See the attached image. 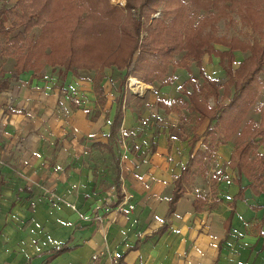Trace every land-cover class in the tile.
<instances>
[{"label":"crops","instance_id":"0c3cea01","mask_svg":"<svg viewBox=\"0 0 264 264\" xmlns=\"http://www.w3.org/2000/svg\"><path fill=\"white\" fill-rule=\"evenodd\" d=\"M26 73L0 89V264H264V193L248 188L233 213L235 174L216 209H197L193 202L201 196L187 188L169 215L182 167L172 174L155 166L173 164L166 154H174L175 142L147 161L127 160L126 190L118 147L134 113L125 111L119 142L109 151L101 144L108 143L116 96L106 91L104 105L95 97L101 108L93 118L86 109L72 110L75 101L55 86L58 77ZM176 77L175 87L190 74L177 68ZM237 140L218 146L229 159ZM95 148L103 158L101 173L91 156ZM113 166L116 174H108ZM48 194L59 197L55 204ZM96 215L103 223L92 220Z\"/></svg>","mask_w":264,"mask_h":264},{"label":"trees","instance_id":"16d2710c","mask_svg":"<svg viewBox=\"0 0 264 264\" xmlns=\"http://www.w3.org/2000/svg\"><path fill=\"white\" fill-rule=\"evenodd\" d=\"M261 1L264 3V0ZM124 2L122 0L121 3ZM154 2L126 0L122 8L111 3V0H17V10L14 12L10 8H2L5 4L2 3L0 36L9 37V42H13L16 47L18 55L14 72L17 75L29 71L39 74V63L44 58L53 69L60 68L58 72L64 81L69 74L78 76L81 69L98 70L94 90L101 105L106 101L102 85L105 69L113 68L122 72L114 99L115 114L110 125L108 143L101 144L109 151L119 142L125 111L131 108L134 99L142 100L128 90L127 79L135 78L149 85L160 81L162 86H168L173 81L168 76L171 65L174 69L187 68L190 77L180 85L187 99L181 98L180 107L196 114L198 124L189 141L187 161L174 181L169 215L187 191L191 177L203 175L207 170L211 153L238 135L229 159V167L236 171L233 182L238 186V192L229 202L234 213L237 202L245 199L248 188L257 195L264 193V154L258 150L264 144V107L259 122L251 118L253 107L264 95V43L258 40L250 43L237 37L227 38L217 35V32L209 34L206 29L211 26L215 30V23L227 15L230 9L238 7L245 25L261 33L264 31V11L257 9L256 5H247L245 0H166L167 8L174 6L170 14L175 15L170 22H166L165 18L153 17L156 11ZM80 3L83 6H78ZM193 8L194 14L200 11L207 14L195 22L196 18L190 12ZM9 13L12 17L7 16ZM4 15L7 16L6 20ZM39 26L43 32L37 37L30 36V32ZM99 37H106L111 46L99 45L101 49L90 52L93 45L99 42ZM26 41L28 45L24 51L20 45ZM216 44L227 49H217ZM47 48H50L49 53L45 52ZM238 49L249 51L251 55L235 68L234 52ZM182 52H185L182 59L175 61L174 56ZM206 54L219 57V63L228 75L226 81L222 82L206 73L201 63ZM192 62L199 68L202 82H198L197 76L191 75L189 66ZM8 79L3 78L0 89L7 87ZM191 83L193 89L188 90ZM209 98L213 99V105ZM158 102V107H167L166 112L181 111L175 104L168 106L162 97ZM205 122L207 124L200 132V126ZM199 143L205 149L197 148ZM253 154L257 158H253ZM119 175L120 171L117 183ZM220 179L222 174L212 176V192L215 197L213 200L205 197L196 199L193 204L197 209L206 206L214 210L223 202L216 191ZM244 179H248L249 184H244ZM116 186L117 190H121L120 185ZM63 249L59 248L56 253Z\"/></svg>","mask_w":264,"mask_h":264},{"label":"rangeland","instance_id":"374dc122","mask_svg":"<svg viewBox=\"0 0 264 264\" xmlns=\"http://www.w3.org/2000/svg\"><path fill=\"white\" fill-rule=\"evenodd\" d=\"M247 1V5L253 4L257 6V9H263L264 11V3L261 0H245ZM17 0H0V6L2 3H5L2 8L8 9L10 8L13 12L17 10V7L15 6V3ZM122 0H111V3L118 5L120 7H124L126 0L124 3H121ZM176 4V1H175ZM83 6V3L78 4V6ZM236 6V5H235ZM154 7L156 8L155 13L153 14V17L156 18H165L166 22H170L174 18V14H170V10L173 9L174 6L171 8H167L166 0H155ZM191 13H195V8H193ZM189 14L191 15V13ZM85 12H83L84 14ZM207 12L200 11L198 14H194L196 21L200 18V16H205ZM9 17H12V15H7ZM7 16H3V18L7 19ZM5 19V20H6ZM9 22V21H7ZM42 27H35L31 32L30 36L33 35L37 37L39 34H41ZM264 30V29H263ZM212 32H217V35L219 36H225L227 38H233L237 37L240 38L243 41H247L250 43H253L255 40L261 41V43H264V31L261 33L255 31L252 29L251 26L245 25L243 20L241 19V12L238 10V7H235L233 9H230L229 13L225 15L223 18H221L219 21L215 23V30L211 28V26H208L206 29V33L212 34ZM263 36H261V35ZM102 35V34H101ZM34 37V38H35ZM106 37H109L106 35ZM106 37H99V42H96V44L93 45L90 52H96V50L101 49L102 47H108ZM28 45V41L21 43L20 46H22V50H26ZM101 45L102 47H99ZM111 46V45H109ZM215 47L217 49H227V47L222 46L221 44H216ZM8 50H10L8 52ZM7 52V53H6ZM23 52V51H22ZM46 53L50 52V48H47ZM235 59H234V67L237 68L240 63L247 57L251 55L249 51L243 52L241 50H236L235 52ZM185 52H182L180 54H177L174 56L175 61H179L182 59ZM18 55V52H16V47L13 45V42H9V37L5 35L0 36V78H4L5 76H8L10 79L11 77H16L15 71V63H16V57ZM220 59L219 57L211 54H206L202 57V65L205 66L204 69H206V73L213 77L218 78L220 81L224 82L228 79V75L226 74L225 70L220 65ZM41 66L40 75L48 76L49 78L58 77L57 82L55 83V86L61 87V93H64V95L68 99H72L74 102V106H72V110H81L86 109L87 112L90 114V112H93V118L97 116L100 112V106L95 105V97L97 100H99V96L96 94L94 90V79L96 78L98 74V70L91 71L87 69H81L79 71V75L76 76L74 74H69L66 81L62 79V77L59 75L58 69H53L52 66H50V63L46 61V59H42L39 63ZM176 70L171 65V70L169 73V77L172 78V83L170 86H162L160 81H156L153 85H148L144 87L146 88V92H143L141 90L133 88V82L135 79L128 78L127 79V87L128 90L134 94H137L139 98H142L141 101H139L137 98L134 99L131 102V108L130 110H126L127 113H130L132 111L134 114L132 115V122L128 124L130 127H126L125 130H123L120 134V147L119 148V163L118 166L123 169V175L120 176L122 185L124 189L127 188V184H125V181L127 179V175H125L126 171V164L127 160H131L132 158H135L140 163L141 161H147V158H150L152 155H154V152L158 151L159 148L167 149L171 146V143L175 142V148L172 150L174 153L172 156L170 155L171 150L166 154L167 156H170V158L173 159V164L170 166L165 165H157L155 166V171H168L172 174L179 171V168L182 167L185 159L188 155L189 150V141L194 135V129L195 126H197L198 122L196 121V114L189 112L185 107H180V100L181 98L187 99V96L182 94V89L179 85L175 87L176 82L178 80H175L176 77ZM3 72H5L3 76ZM31 73V72H30ZM105 78L102 81V85L104 88V92H108L110 94H113V96H116V89L119 84V81L121 80L122 72L118 71L113 68H107L104 71ZM190 73L191 75H195L198 77V82H202L203 78L199 76V68L196 67L194 62L191 63L190 67ZM27 74V73H25ZM264 77V73L262 74ZM132 79V83H131ZM141 82V81H140ZM62 83L64 84L62 87ZM143 83V81L141 82ZM131 85V86H130ZM132 87V88H131ZM193 86L192 83L188 86V90H192ZM136 93H135V91ZM138 92L144 93L140 94ZM160 95L163 96L168 106H171L172 104H175L180 107L181 111L176 110L175 112H165V108L158 107V100L160 98ZM209 102L211 105L214 104V101L212 98H209ZM109 103V102H108ZM264 107V95L256 102L255 107H253L251 111V118L255 120L256 122H259L261 119V110ZM169 114V115H168ZM171 116V117H170ZM182 116V118H181ZM108 118H105L103 120L102 126L105 128L108 124ZM207 124L205 122L203 125L200 126V132L204 129V126ZM127 125V124H126ZM101 132H103L102 129H100ZM231 146L234 145V142H230ZM229 145V143H228ZM198 148L205 149L201 143L197 145ZM259 152L264 154V144L259 146ZM97 148L92 150L91 156H96V159L94 160V165H96V170L98 173H101L99 171V167L101 164L99 162L103 160L101 157V153L99 152ZM229 152L233 153L234 150H228ZM253 158H257V155L253 154ZM109 158V157H107ZM107 158L105 160L106 163L111 162L110 158L107 161ZM229 160V153L222 149V147H218L217 150L211 153V155L208 158V168L204 172V174H198L193 175L188 183V188L190 191H196V195L205 197L207 200H213L215 197V194L212 192L213 188V180L212 176L214 174H222V179L219 180L216 191L217 194H221L222 197L227 196L229 192H231V184L232 179L235 177V170H232L228 165ZM172 162V161H171ZM97 164H99L97 166ZM168 168V169H167ZM109 173L116 174L115 166H113L112 171H108ZM263 188H264V170H263ZM250 182L248 179H244V184H247ZM106 184H110L109 181H105ZM103 184L105 186L106 184ZM221 186V187H219ZM224 186V187H223ZM111 191L114 186H110ZM222 190V192H220ZM46 191V190H45ZM49 193V192H48ZM49 195V196H48ZM47 199H49L50 204H55L56 199L59 198L58 196H55V194H48ZM225 198V197H224ZM75 207V206H73ZM109 211V210H107ZM93 221L97 223H103V217L100 215H96L94 218H92Z\"/></svg>","mask_w":264,"mask_h":264},{"label":"bare ground","instance_id":"6f19581e","mask_svg":"<svg viewBox=\"0 0 264 264\" xmlns=\"http://www.w3.org/2000/svg\"><path fill=\"white\" fill-rule=\"evenodd\" d=\"M131 83H132V79H131ZM132 85H133V88L135 87L136 89L141 90L143 92L146 91V88L144 87V85L140 81H138V80H134V82H133Z\"/></svg>","mask_w":264,"mask_h":264},{"label":"built area","instance_id":"2783aa9c","mask_svg":"<svg viewBox=\"0 0 264 264\" xmlns=\"http://www.w3.org/2000/svg\"><path fill=\"white\" fill-rule=\"evenodd\" d=\"M131 86V85H130ZM125 196H126V199L128 200V198L130 197V196H128V194L127 193H125ZM108 209V208H107ZM94 258H96V256H94Z\"/></svg>","mask_w":264,"mask_h":264}]
</instances>
